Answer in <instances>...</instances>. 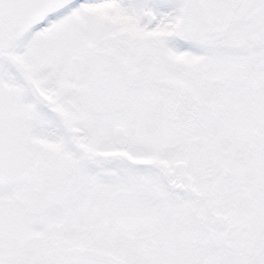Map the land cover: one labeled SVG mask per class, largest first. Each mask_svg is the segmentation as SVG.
<instances>
[{
    "label": "snow or ice",
    "instance_id": "6c2138e0",
    "mask_svg": "<svg viewBox=\"0 0 264 264\" xmlns=\"http://www.w3.org/2000/svg\"><path fill=\"white\" fill-rule=\"evenodd\" d=\"M0 264H264V0H0Z\"/></svg>",
    "mask_w": 264,
    "mask_h": 264
}]
</instances>
